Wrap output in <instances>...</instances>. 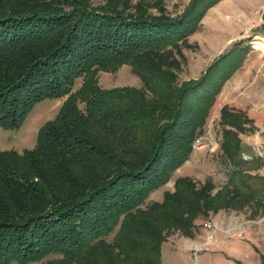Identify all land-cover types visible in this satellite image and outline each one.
<instances>
[{
    "label": "trees",
    "instance_id": "obj_1",
    "mask_svg": "<svg viewBox=\"0 0 264 264\" xmlns=\"http://www.w3.org/2000/svg\"><path fill=\"white\" fill-rule=\"evenodd\" d=\"M219 1L167 16L130 0H0V125L19 128L39 101L66 97L33 148L0 151V264L52 254L61 257L42 264H164L170 229L193 237L198 215L242 194L235 180L247 161L227 125L244 130L247 118L225 106L228 181L213 195V180L198 188L176 176L173 192L149 201L190 159L238 66L234 48L200 77L179 79L173 48ZM123 64L141 87L99 85L100 71Z\"/></svg>",
    "mask_w": 264,
    "mask_h": 264
},
{
    "label": "rangeland",
    "instance_id": "obj_2",
    "mask_svg": "<svg viewBox=\"0 0 264 264\" xmlns=\"http://www.w3.org/2000/svg\"><path fill=\"white\" fill-rule=\"evenodd\" d=\"M130 1L134 5L140 2L144 3V7L150 5V11L157 15L161 13L159 8H163L167 16L180 15L192 2V0ZM227 1L221 2L223 7L220 15H223L227 23L231 22L237 26L238 0H234L233 4ZM160 5L162 7H159ZM206 14L200 22L199 30L180 41L178 47L173 48L181 67L180 81L200 77L212 63L210 61L212 52L208 47L210 36L206 30H203L202 25L203 22L207 25L218 22L216 17L219 12H211L208 16ZM259 22L260 12L259 18L249 23V28L256 27ZM237 42L228 47L224 54L234 48L238 51ZM250 45H252L251 42ZM235 49L233 55L237 53ZM80 83L81 79H78L74 89L79 87ZM99 85L103 88L126 85L141 87L143 83L141 78L133 72L130 64H123L115 71H100ZM65 98L48 97L39 101L19 128L6 129L0 125V151L6 149L22 151L33 148L39 129L56 116ZM259 101L260 104L249 103L246 110L241 109L240 105L238 109L227 106L231 111L241 113L243 117H240L241 121L247 118L244 122V130L240 131L236 126L227 125L229 129L238 130L242 156L252 157L246 160L245 170H241L235 180L236 184H240L243 188L242 194L235 195L234 198L229 195L226 197L227 200H232L228 205L223 203V206L208 211L207 215H198L194 219L197 229L193 237L180 230L170 229L166 233L167 242L191 249L189 253L180 248L171 251L168 245H165L162 255L164 264H264V183L256 180L257 177H264V101ZM222 103L223 101L220 100L214 103L204 126L202 134L208 136L211 140L210 144L194 149L190 159L176 170L175 177L154 191L149 201H162L165 191L173 192L176 176H190L198 188H201L208 180H213L216 185L215 189L210 191L213 195L228 181L231 168L223 156V134L219 123L222 108L226 106H221ZM60 257L59 254H52L41 261L20 263L14 260L10 264H42L47 260Z\"/></svg>",
    "mask_w": 264,
    "mask_h": 264
},
{
    "label": "crops",
    "instance_id": "obj_3",
    "mask_svg": "<svg viewBox=\"0 0 264 264\" xmlns=\"http://www.w3.org/2000/svg\"><path fill=\"white\" fill-rule=\"evenodd\" d=\"M221 2L206 14L208 16L211 12L218 11L219 15L216 17L218 22L208 23V25L203 22L202 25L203 30H206L210 36L208 42V47L212 52L210 61L213 62L216 58L224 55L225 50L238 41V66L224 83L215 102L223 101L221 106H231L235 109H238V105H240L241 109L246 110L249 103L258 104L259 100L264 101V30L260 29L258 25L249 28V23L259 18V8L264 0H238L237 26L231 22L227 23L224 21L223 15H220L223 7ZM227 2L233 4L234 0ZM255 37L262 42L260 49H255L250 45ZM165 245H168L171 251L180 248L189 253L191 249L166 241L162 245V255Z\"/></svg>",
    "mask_w": 264,
    "mask_h": 264
},
{
    "label": "built area",
    "instance_id": "obj_4",
    "mask_svg": "<svg viewBox=\"0 0 264 264\" xmlns=\"http://www.w3.org/2000/svg\"><path fill=\"white\" fill-rule=\"evenodd\" d=\"M259 12H260V22L258 24L259 28L264 30V2L262 3V5L259 8ZM252 47L255 49H260L262 47V42L259 41L257 39V37H255L252 41ZM210 139L208 138V136L206 134L200 135L199 137H197L193 143V148H200L202 146H208L210 144ZM212 143V142H211ZM245 160L251 159L252 157L250 155H244L243 157ZM206 227H211V225H206ZM241 235V233H240Z\"/></svg>",
    "mask_w": 264,
    "mask_h": 264
}]
</instances>
